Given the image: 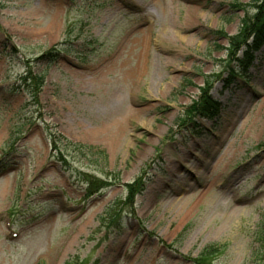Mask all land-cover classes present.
I'll use <instances>...</instances> for the list:
<instances>
[{"label": "rangeland", "instance_id": "rangeland-1", "mask_svg": "<svg viewBox=\"0 0 264 264\" xmlns=\"http://www.w3.org/2000/svg\"><path fill=\"white\" fill-rule=\"evenodd\" d=\"M249 1L0 0V264L263 263L264 46L228 75ZM201 88L212 120L187 113ZM125 120L118 149L93 137Z\"/></svg>", "mask_w": 264, "mask_h": 264}, {"label": "trees", "instance_id": "trees-1", "mask_svg": "<svg viewBox=\"0 0 264 264\" xmlns=\"http://www.w3.org/2000/svg\"><path fill=\"white\" fill-rule=\"evenodd\" d=\"M233 6L235 8L241 7L237 3ZM242 8L244 17L242 20L243 25L240 31L235 36H231L228 38L229 58L231 59V61L234 60L233 62H235L236 65V69L234 68V70L230 66L228 67V75L230 81L231 78H235V76H240L242 78L244 77L243 74H245L247 70H249V68L253 65L254 61L257 60V53H259L262 46H264V0H250L249 3ZM239 53H241L240 57L238 56ZM57 55L58 51H56V49L54 48L44 53L41 58L49 59L51 56L56 57ZM28 80L31 81V77H29ZM245 82L247 83L248 81ZM189 108L190 109L187 113L191 114L192 116H198L201 119L212 120L219 114L222 105L213 100L208 95V89L201 88L198 100L194 101L191 106H189ZM52 144H54V141L52 142ZM53 147L55 148L54 145ZM77 147L78 152H83L81 150H83L84 147ZM106 179L109 178L106 177ZM87 182L88 189L86 191L88 192V194H93L97 190H100L108 185V183L106 181H103L102 179H88ZM142 183L143 182H141V180H135L130 184L124 185L128 192V195L126 197L127 202H131L133 200V197L142 191ZM112 221L117 222L118 220L114 218ZM261 241L264 244V236L261 238ZM216 251L217 247H205L204 249H202L199 257L200 259H203L204 257H210ZM71 263L72 262L70 261H66L64 264ZM262 264H264V260Z\"/></svg>", "mask_w": 264, "mask_h": 264}, {"label": "bare ground", "instance_id": "bare-ground-1", "mask_svg": "<svg viewBox=\"0 0 264 264\" xmlns=\"http://www.w3.org/2000/svg\"><path fill=\"white\" fill-rule=\"evenodd\" d=\"M190 11L194 15L193 16V21L196 22V20H197L196 17H198L199 11L197 9H195V8L191 9ZM146 41L144 42L145 45L143 47L142 54H141V52L139 54L138 64L143 62V59H144V57H145V55L147 53L148 47H147V42ZM138 69H139V66H137V68L135 69V72L136 71L138 72ZM132 72L133 71H129L128 74H130ZM130 79L136 81L137 77L136 76H134L133 78L130 77ZM128 112L132 113V112H134V110L131 111V109H129ZM257 124H258L259 128H255L257 126ZM125 126H126V120H125V125H124L123 121H119V122L114 123L111 126H104L101 129H99L98 131L94 132L93 133V137L103 136V139L108 141L109 144L112 145L113 148L115 147V149H118L120 147V145L122 144V141H123L121 135L124 134V132H125ZM263 127H264L263 123L259 124L258 121L255 120L253 122V124L249 127V131L254 129V130H256V132H258ZM215 150L216 149L212 147V150H209V153L211 154L212 151H215ZM237 151H238V149L234 147V143L227 144L225 146L223 152H221L220 156L217 158V160H215V164L212 167V172L214 173V172H217L218 170H220L222 168V164H226V165L229 164V161L226 162V163H223L224 159H226L229 154L235 155L237 153ZM204 170H206V169H204ZM214 183H215V181H214ZM202 187L204 188L203 185H202ZM188 188L190 189V187H188ZM209 192H211V191H209ZM170 203H171V205L174 204L176 207H182V208L183 207L185 208L187 205H189L188 201H185V199L182 198V197L178 198L176 200H172ZM236 203H237V199L234 196L231 197L230 202H229V207L231 208L230 209L231 210V216H234L235 214L240 212V208L236 206Z\"/></svg>", "mask_w": 264, "mask_h": 264}]
</instances>
